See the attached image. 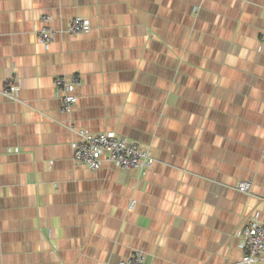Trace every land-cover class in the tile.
<instances>
[{
    "label": "crops",
    "instance_id": "0c3cea01",
    "mask_svg": "<svg viewBox=\"0 0 264 264\" xmlns=\"http://www.w3.org/2000/svg\"><path fill=\"white\" fill-rule=\"evenodd\" d=\"M76 16L90 28L69 34ZM263 26L264 0H0V88L19 86L0 93V264H240L264 217ZM73 74L64 112L54 79ZM79 129L153 162L88 169Z\"/></svg>",
    "mask_w": 264,
    "mask_h": 264
},
{
    "label": "built area",
    "instance_id": "2783aa9c",
    "mask_svg": "<svg viewBox=\"0 0 264 264\" xmlns=\"http://www.w3.org/2000/svg\"><path fill=\"white\" fill-rule=\"evenodd\" d=\"M49 16H41L43 25L36 31L38 40L48 44L54 39L55 30L45 23ZM89 21L81 16L72 18L66 32L80 34L88 31ZM259 40L264 44V26L261 29ZM79 75H62L54 79V85L61 98V110L70 112L75 105V87L80 83ZM17 75L13 72L2 83L0 93L8 99L16 100L18 92ZM79 137L73 144V157L75 161L91 170L98 169L103 162L111 163L119 169L138 170L146 172L153 159L148 146L128 140L114 132L92 133L84 129L78 130ZM249 182H240L238 189L243 192L249 190ZM241 249L243 251L240 264H258L264 262V217L259 221L249 220L243 224L239 232ZM116 264H147L145 254L134 251Z\"/></svg>",
    "mask_w": 264,
    "mask_h": 264
}]
</instances>
